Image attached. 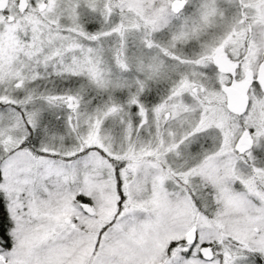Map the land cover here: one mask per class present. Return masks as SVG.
<instances>
[{
	"label": "snow or ice",
	"instance_id": "obj_1",
	"mask_svg": "<svg viewBox=\"0 0 264 264\" xmlns=\"http://www.w3.org/2000/svg\"><path fill=\"white\" fill-rule=\"evenodd\" d=\"M0 264H264V0H0Z\"/></svg>",
	"mask_w": 264,
	"mask_h": 264
}]
</instances>
